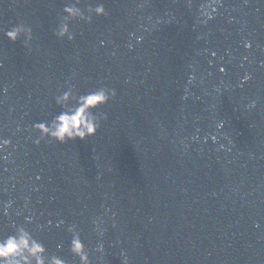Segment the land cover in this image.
Returning a JSON list of instances; mask_svg holds the SVG:
<instances>
[{
    "label": "water",
    "instance_id": "1",
    "mask_svg": "<svg viewBox=\"0 0 264 264\" xmlns=\"http://www.w3.org/2000/svg\"><path fill=\"white\" fill-rule=\"evenodd\" d=\"M95 2L109 15L68 41L65 0H0V235L23 225L68 264L72 224L92 264H264V0ZM70 85L115 89L108 119L36 145Z\"/></svg>",
    "mask_w": 264,
    "mask_h": 264
},
{
    "label": "clouds",
    "instance_id": "2",
    "mask_svg": "<svg viewBox=\"0 0 264 264\" xmlns=\"http://www.w3.org/2000/svg\"><path fill=\"white\" fill-rule=\"evenodd\" d=\"M109 15L108 9L103 2L95 0H65L63 15L55 30V35L63 40L74 41L76 34L72 25L74 21H83L92 24L94 17ZM12 42L23 41V45L32 51V42L35 39L33 28L26 24L13 26L4 33ZM103 43V41H102ZM246 47H251L248 43ZM2 66V61H0ZM221 71L225 69L221 68ZM250 77L246 76L245 79ZM117 95L115 89L101 87L84 94L76 91L73 85L55 97V102L62 109L51 121L38 122L33 125L35 132L39 133L34 143L40 145L43 141H55L66 144L69 141L86 140L94 137L101 128L102 121L107 120L106 113H100L105 106ZM99 113V114H98ZM222 128L223 123L218 124ZM12 146L11 139L0 136V152ZM10 207V205H9ZM7 214V209H5ZM31 223L32 218H26ZM51 224V221H49ZM64 224L60 221L57 227ZM14 232L9 235H0V264H68L59 255H50L45 244L37 239L33 232L23 225L13 222ZM67 231L71 234L69 250L71 254L78 257L79 264H92L89 249L85 244L77 225H69ZM63 243L58 244V249H63ZM97 251L103 252L101 243ZM123 255V253H122ZM124 264H128V257L124 256Z\"/></svg>",
    "mask_w": 264,
    "mask_h": 264
}]
</instances>
